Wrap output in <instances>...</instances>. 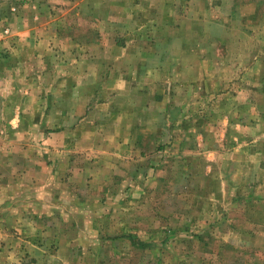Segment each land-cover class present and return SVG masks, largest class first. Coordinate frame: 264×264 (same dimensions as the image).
Listing matches in <instances>:
<instances>
[{
	"label": "rangeland",
	"instance_id": "obj_1",
	"mask_svg": "<svg viewBox=\"0 0 264 264\" xmlns=\"http://www.w3.org/2000/svg\"><path fill=\"white\" fill-rule=\"evenodd\" d=\"M0 264H264V0H0Z\"/></svg>",
	"mask_w": 264,
	"mask_h": 264
},
{
	"label": "crops",
	"instance_id": "obj_2",
	"mask_svg": "<svg viewBox=\"0 0 264 264\" xmlns=\"http://www.w3.org/2000/svg\"><path fill=\"white\" fill-rule=\"evenodd\" d=\"M1 187V186H0Z\"/></svg>",
	"mask_w": 264,
	"mask_h": 264
}]
</instances>
